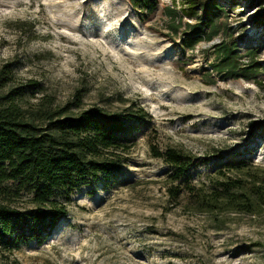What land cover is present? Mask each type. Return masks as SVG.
Returning a JSON list of instances; mask_svg holds the SVG:
<instances>
[{
    "label": "rangeland",
    "instance_id": "1",
    "mask_svg": "<svg viewBox=\"0 0 264 264\" xmlns=\"http://www.w3.org/2000/svg\"><path fill=\"white\" fill-rule=\"evenodd\" d=\"M219 1L228 33L189 47L164 12L181 0H159L142 15L129 0H0V64L11 63L18 83H39L28 88L30 102L50 94L64 104L79 93L85 107L119 111L134 103L151 115L131 135L114 183L82 186L43 244L3 250L0 264H264L257 193L264 191V26L257 23L264 0ZM231 33L243 61L257 49V79L213 71L214 44ZM153 146L192 154L191 181L206 192L228 180L218 172L225 162L244 159L247 166L227 176L246 182L255 211L171 198L169 187L180 182ZM29 197L15 205L31 209Z\"/></svg>",
    "mask_w": 264,
    "mask_h": 264
},
{
    "label": "trees",
    "instance_id": "2",
    "mask_svg": "<svg viewBox=\"0 0 264 264\" xmlns=\"http://www.w3.org/2000/svg\"><path fill=\"white\" fill-rule=\"evenodd\" d=\"M129 1L140 15L150 14L159 6V0ZM258 4L263 5V0ZM180 5H165L164 12L169 17V29L175 34L181 32L185 46L194 47L228 33L224 20L227 7L219 0H181ZM257 23L264 26V14L258 16ZM214 47L212 69L217 74L257 79L262 67L256 58L257 49H251L250 58L243 61L233 33L228 41L217 42ZM28 88L40 86L33 80L18 83L11 63L0 64V252L31 241L43 244L68 214L72 197L82 186L98 180L106 185L114 183L132 148L131 135L151 118L144 107L134 103L119 111L97 104L85 107L79 93L64 104H57L50 94L32 103L26 96ZM152 152L174 168L171 179L180 183L168 191L176 201L189 195L208 209L231 202L255 211L257 201L246 182L227 176V172L244 169V159L225 162L218 172L228 180L219 183L221 188L206 192L191 181L189 170L196 160L192 154L156 146ZM234 189H243V194ZM257 193L264 202L263 189ZM24 195H30L31 209L15 205Z\"/></svg>",
    "mask_w": 264,
    "mask_h": 264
}]
</instances>
